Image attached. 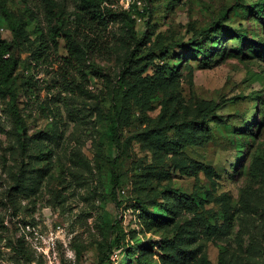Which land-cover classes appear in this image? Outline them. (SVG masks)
<instances>
[{
	"label": "rangeland",
	"instance_id": "rangeland-1",
	"mask_svg": "<svg viewBox=\"0 0 264 264\" xmlns=\"http://www.w3.org/2000/svg\"><path fill=\"white\" fill-rule=\"evenodd\" d=\"M110 1L0 0V264H264V0Z\"/></svg>",
	"mask_w": 264,
	"mask_h": 264
},
{
	"label": "trees",
	"instance_id": "trees-1",
	"mask_svg": "<svg viewBox=\"0 0 264 264\" xmlns=\"http://www.w3.org/2000/svg\"><path fill=\"white\" fill-rule=\"evenodd\" d=\"M109 1V4L107 3L105 6L102 8H98V17L101 21H108L109 16L113 15V6L115 5L112 3V1ZM119 1V0H115ZM262 9V7H261ZM260 9V11H261ZM126 13V12H125ZM108 17V18H107ZM107 19V20H106ZM64 37H66L67 40V49L68 52L72 55H74L75 48L73 47V37L69 33H64ZM18 67V61L16 57L13 54L12 48L8 42H6L1 34H0V88H7L9 81L12 79L16 69ZM114 136H116L114 134ZM113 136V137H114ZM140 218V217H139ZM122 237L118 238V246L120 247L122 245ZM187 240L182 238V239H176L174 242V245L176 247H181L182 245L186 244ZM133 250L135 251L136 254L139 256H146L153 251V246L152 244L149 243V241H144L143 243L137 244L136 246L133 247Z\"/></svg>",
	"mask_w": 264,
	"mask_h": 264
},
{
	"label": "built area",
	"instance_id": "built-area-1",
	"mask_svg": "<svg viewBox=\"0 0 264 264\" xmlns=\"http://www.w3.org/2000/svg\"><path fill=\"white\" fill-rule=\"evenodd\" d=\"M114 7V6H113ZM126 189H124V188H121L120 190H119V192L122 194V195H125L126 194Z\"/></svg>",
	"mask_w": 264,
	"mask_h": 264
}]
</instances>
